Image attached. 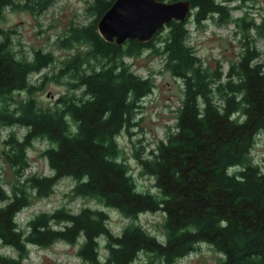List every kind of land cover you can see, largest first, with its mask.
<instances>
[{
	"label": "trees",
	"instance_id": "obj_1",
	"mask_svg": "<svg viewBox=\"0 0 264 264\" xmlns=\"http://www.w3.org/2000/svg\"><path fill=\"white\" fill-rule=\"evenodd\" d=\"M53 1L0 0V11L13 6L37 12ZM188 1L192 10L184 21H170L148 42L116 45L103 40L96 29L97 19L113 0H92L89 9L95 19L72 28L67 38L88 49L65 65L85 97L60 98L53 108H41L31 97L9 108L12 93L30 92L28 76L54 58L40 50L30 60L20 58L9 36L0 37V122L25 129L21 137L10 132L3 140V162L18 179L9 190L0 182V244L16 252H0V264H24L28 245L48 247L59 241L78 244L77 255L87 264H132L140 252L172 264L201 242L223 254L217 264H264V164H255L250 155L255 137L264 133V63L249 41L225 72L213 70L188 44L187 27L189 19L200 24L214 16L227 23L232 19L229 5L249 0ZM253 25L264 33V17ZM145 49L160 53L164 67L183 84L174 130L139 158L141 173L153 178L157 193L138 189L116 140L137 101L154 87L151 75L137 74L124 60ZM35 139L50 144L42 154L52 174L24 172ZM236 166L238 171H229ZM63 177L74 180V196L94 199L130 222L115 235L104 210L84 206L77 212H39L21 227L16 214L32 197L52 194ZM156 211L164 214L161 240L136 221L139 214Z\"/></svg>",
	"mask_w": 264,
	"mask_h": 264
},
{
	"label": "rangeland",
	"instance_id": "obj_2",
	"mask_svg": "<svg viewBox=\"0 0 264 264\" xmlns=\"http://www.w3.org/2000/svg\"><path fill=\"white\" fill-rule=\"evenodd\" d=\"M91 3L92 0H54L47 8L37 12L13 6L0 11V37L9 36L13 51L18 57L30 60L34 52L40 50L51 53L54 58L47 67L28 76L29 83L33 86L30 92L23 90L12 93L10 109L18 101L28 97L33 98L41 108H53L60 98L69 100L85 97L83 89L74 86L72 72L66 70L65 65L75 53L80 52L83 56L88 49L86 44L69 41L67 38L72 28H80L93 22L96 15L89 9ZM229 7L232 19L227 23L219 22L215 16L200 24L189 19L188 44L194 47L203 64L208 63L213 70L225 72L229 63L238 59L244 43L249 41H253L260 53L258 61L264 63V33L259 34L253 25L259 24L264 17V0L233 2ZM164 32H160L159 37H163ZM124 60L131 63L137 74L151 75L154 87L149 94L137 101L128 126L116 137L120 157L127 163L139 190L157 193L153 178L141 173L139 158L148 155L149 150L158 141L164 140L166 134L174 130L177 108L183 97V84L181 79L172 76L164 67L160 53L153 50L145 49L133 57H124ZM24 131L22 127L4 125L0 122V182L6 190H9L11 184L18 179V175L13 168L3 162V140L10 132H16L21 137ZM49 145V142L43 139L33 141L27 150L28 166L25 173L52 174L42 154ZM250 155L255 164L263 166L264 133L261 132L255 137ZM239 169L240 167L236 166L231 167L229 171ZM74 184L71 178L59 179L52 194L42 198L32 197V203L24 208L18 217L27 220L39 212H52L57 208L77 212L87 206L100 208L107 213V226L115 235L130 222L117 210L105 207L94 199L74 196L72 193ZM136 221L151 235L163 239L164 214L161 211L141 213ZM99 243L100 260L103 261L106 250L102 237L99 238ZM28 249L24 264H87L77 255L78 244L59 241L48 247L28 245ZM0 252L16 255L10 247L1 244ZM222 257L223 254L214 247L201 242L193 251L177 258L172 264H217ZM132 264L165 263L151 253L140 252Z\"/></svg>",
	"mask_w": 264,
	"mask_h": 264
},
{
	"label": "water",
	"instance_id": "obj_3",
	"mask_svg": "<svg viewBox=\"0 0 264 264\" xmlns=\"http://www.w3.org/2000/svg\"><path fill=\"white\" fill-rule=\"evenodd\" d=\"M191 10L188 0H113L97 19L96 29L103 40L116 45L148 42L170 21H184Z\"/></svg>",
	"mask_w": 264,
	"mask_h": 264
}]
</instances>
